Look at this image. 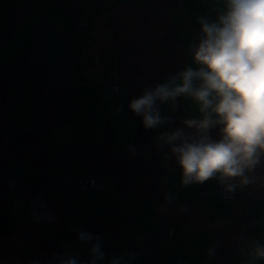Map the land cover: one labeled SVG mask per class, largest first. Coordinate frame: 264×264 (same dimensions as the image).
Returning <instances> with one entry per match:
<instances>
[{
    "label": "crops",
    "instance_id": "0c3cea01",
    "mask_svg": "<svg viewBox=\"0 0 264 264\" xmlns=\"http://www.w3.org/2000/svg\"><path fill=\"white\" fill-rule=\"evenodd\" d=\"M172 1L0 6V207L19 219L0 242V264H57L54 256L63 255L86 261L89 246L77 239L83 230L101 238L98 264L113 257L247 264L248 246L264 244V163L249 174L254 183L236 188L237 199L219 198L215 178L181 187L180 169L156 137L201 119L199 106L185 97L158 104L172 121L150 130L129 108L145 89L195 67L189 45L199 41L197 19H214L222 8L221 0H182L180 9ZM73 19L89 22L88 32L74 34ZM219 128L210 130L212 139ZM84 176L104 186L81 189ZM166 194L176 200L162 210ZM124 203L127 212L119 209Z\"/></svg>",
    "mask_w": 264,
    "mask_h": 264
},
{
    "label": "clouds",
    "instance_id": "9594fccd",
    "mask_svg": "<svg viewBox=\"0 0 264 264\" xmlns=\"http://www.w3.org/2000/svg\"><path fill=\"white\" fill-rule=\"evenodd\" d=\"M215 18L200 16L198 43L189 45L192 62L179 73L134 98L130 110L142 117L146 130L171 123L162 116L158 104L191 98L201 119H186L184 127L156 137L159 150L167 147L180 169V186L203 184L217 179L225 192L255 182L250 176L264 163V0H221ZM175 109V105L173 104ZM220 126V138L210 130ZM185 128L193 130L187 133ZM135 154V146L129 145ZM167 154H166V157ZM176 197L166 194L164 206ZM181 211H187L182 207ZM39 219H45L42 214ZM77 239L89 246L90 258L54 256L57 264H98L103 261L101 238L80 231ZM247 264L264 259V244L254 242ZM134 254H130L133 256ZM110 264H124V257H113Z\"/></svg>",
    "mask_w": 264,
    "mask_h": 264
},
{
    "label": "built area",
    "instance_id": "2783aa9c",
    "mask_svg": "<svg viewBox=\"0 0 264 264\" xmlns=\"http://www.w3.org/2000/svg\"><path fill=\"white\" fill-rule=\"evenodd\" d=\"M51 1H54V0H46V2H51ZM170 7L180 9L182 7V0H173L171 2ZM72 27H73L74 34H85L88 32L89 22L84 21V20L73 19L72 20ZM183 30H185V27L183 28ZM119 88H120L119 84L114 83L111 86L112 94L114 95L119 90ZM176 110L183 112L186 110V107L182 103H177L176 104ZM79 186L81 189L94 190V189H98V188L103 187L104 184L102 182L96 181L94 178H92L90 176H84V177H80ZM216 192H217L219 198H221V199H237V198L241 197V193L236 189L230 193L225 192L223 186L220 184L219 181L217 182ZM119 209L122 212H127L128 205L126 203H124L120 206Z\"/></svg>",
    "mask_w": 264,
    "mask_h": 264
},
{
    "label": "trees",
    "instance_id": "16d2710c",
    "mask_svg": "<svg viewBox=\"0 0 264 264\" xmlns=\"http://www.w3.org/2000/svg\"><path fill=\"white\" fill-rule=\"evenodd\" d=\"M8 0H0V6ZM6 40L4 34L0 30V41ZM19 223L18 217L0 207V242L10 238Z\"/></svg>",
    "mask_w": 264,
    "mask_h": 264
}]
</instances>
